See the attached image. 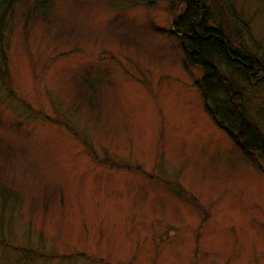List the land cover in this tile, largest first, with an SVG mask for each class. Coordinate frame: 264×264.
<instances>
[{"label": "rangeland", "instance_id": "374dc122", "mask_svg": "<svg viewBox=\"0 0 264 264\" xmlns=\"http://www.w3.org/2000/svg\"><path fill=\"white\" fill-rule=\"evenodd\" d=\"M33 1L3 33L0 264H264V160L206 111L184 3ZM203 1L263 58L264 0ZM238 83L264 132V85Z\"/></svg>", "mask_w": 264, "mask_h": 264}, {"label": "trees", "instance_id": "16d2710c", "mask_svg": "<svg viewBox=\"0 0 264 264\" xmlns=\"http://www.w3.org/2000/svg\"><path fill=\"white\" fill-rule=\"evenodd\" d=\"M18 1L0 0L1 78L7 71L3 33L9 29L11 12ZM49 1L34 0L31 11ZM179 1L184 9L171 21V32L176 34L185 60L202 71L196 84L206 111L244 154L254 153L264 160V132L249 119L238 83L242 80L264 85V56L258 57L241 46L232 47L223 27L207 11L202 15L200 0Z\"/></svg>", "mask_w": 264, "mask_h": 264}, {"label": "water", "instance_id": "95a60500", "mask_svg": "<svg viewBox=\"0 0 264 264\" xmlns=\"http://www.w3.org/2000/svg\"><path fill=\"white\" fill-rule=\"evenodd\" d=\"M201 3H202V4H201V5H202V9H203V8L205 7V2L202 0ZM201 13H202V15H203V10L201 11Z\"/></svg>", "mask_w": 264, "mask_h": 264}]
</instances>
